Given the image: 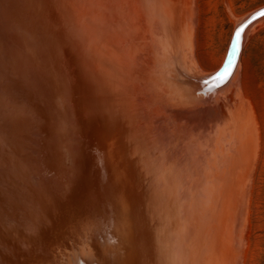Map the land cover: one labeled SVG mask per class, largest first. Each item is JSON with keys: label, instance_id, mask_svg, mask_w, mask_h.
Wrapping results in <instances>:
<instances>
[{"label": "water", "instance_id": "95a60500", "mask_svg": "<svg viewBox=\"0 0 264 264\" xmlns=\"http://www.w3.org/2000/svg\"><path fill=\"white\" fill-rule=\"evenodd\" d=\"M193 0H0V264H187L207 108Z\"/></svg>", "mask_w": 264, "mask_h": 264}, {"label": "rangeland", "instance_id": "374dc122", "mask_svg": "<svg viewBox=\"0 0 264 264\" xmlns=\"http://www.w3.org/2000/svg\"><path fill=\"white\" fill-rule=\"evenodd\" d=\"M263 8L264 0H193V57L196 67L210 75L224 55L236 21H242ZM236 81L237 94L235 91L232 94L233 87L224 97L219 96L221 91L214 88L205 91L207 107L214 106V109L219 108L225 113L218 128L220 134L225 125L233 121V110L244 126L240 139L245 155L235 169V182L230 181L232 184H227L224 191L226 195L222 201L229 198L224 202L230 204L224 203L226 208L221 207L225 208L222 222L225 220L229 227L227 240L230 246L227 249L231 248L224 252L223 259L233 251L230 257L235 255V263L232 257L225 258L221 264H264V16H260L245 32ZM229 186L234 191H230ZM225 224H221V229ZM222 230L220 235H225L227 229Z\"/></svg>", "mask_w": 264, "mask_h": 264}, {"label": "bare ground", "instance_id": "6f19581e", "mask_svg": "<svg viewBox=\"0 0 264 264\" xmlns=\"http://www.w3.org/2000/svg\"><path fill=\"white\" fill-rule=\"evenodd\" d=\"M261 11H264V8L257 10L242 21H236L224 55L217 67L210 75L202 73L205 91L214 88L221 91L219 96L224 97L227 91L229 92L230 88L233 87L232 94H234V91L237 94L238 82L236 79L240 68L245 32L249 26L258 20L260 17L258 14ZM245 25L246 27H244ZM241 27L244 30L241 33L240 40L237 41L235 33ZM233 49H235V55H233ZM229 58L232 60V66L229 69L231 74L227 76L223 83H220L214 78L218 74L224 73ZM234 81L235 83L232 86ZM217 83H219V87L215 86ZM218 109L209 106L189 114L159 111L188 154L190 203L187 264H221L225 258L232 259V257L233 263H235V255L230 257L233 251H229V254L232 253L229 257L223 259L224 252L231 248L227 249L230 246V241L227 240L229 234L228 223L225 224V220L224 223L222 222V216L225 215L224 210L226 208V205L223 204L227 203L224 201H228L229 198H225L226 200L223 201L222 199L223 195H226L224 192L226 185L232 184L229 182L235 180V169L245 155L243 142L240 139V133L241 130L243 131L244 126L241 124L237 112L234 113L233 110V121L225 125L220 134L218 128L224 119L225 113L220 112ZM231 187L229 186L230 191H234L231 190ZM228 196H231V193ZM222 205L225 206L224 210L221 208ZM221 224H225L223 230ZM226 229V236L224 234L220 235V230L224 232ZM233 231H235L234 226ZM231 259L229 261H232Z\"/></svg>", "mask_w": 264, "mask_h": 264}, {"label": "snow or ice", "instance_id": "6c2138e0", "mask_svg": "<svg viewBox=\"0 0 264 264\" xmlns=\"http://www.w3.org/2000/svg\"><path fill=\"white\" fill-rule=\"evenodd\" d=\"M258 15L259 16H264V11H261ZM244 27H246V25ZM243 30H244L243 27H241V28H239L236 31L235 36H236V40L237 41L240 40L241 33L243 32ZM233 55H235V49H233ZM231 66H232V60H231V58H229V60L227 61V66L224 69V73L223 74H218L214 79L219 81L220 83H223L224 80L227 78V76L231 74L230 71H229ZM205 82L207 83V81H205ZM215 86L219 87V83H217Z\"/></svg>", "mask_w": 264, "mask_h": 264}]
</instances>
